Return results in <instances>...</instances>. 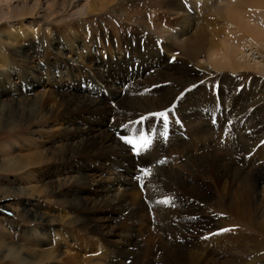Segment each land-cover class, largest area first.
I'll use <instances>...</instances> for the list:
<instances>
[{
	"label": "rangeland",
	"instance_id": "rangeland-1",
	"mask_svg": "<svg viewBox=\"0 0 264 264\" xmlns=\"http://www.w3.org/2000/svg\"><path fill=\"white\" fill-rule=\"evenodd\" d=\"M109 1L111 0H28L26 3L25 0H0V91L5 89L10 94L13 93L9 96L11 97L9 105L12 107L2 104L4 95L0 94V123L3 120L9 121L14 126L12 130H0V264H47L37 263L35 260L36 252L46 248L40 237L51 234L49 239H52L56 231L63 232L64 228L65 231L72 230V235L77 238L80 234L86 236L84 238L89 241L88 245L85 243L86 247L81 252L85 257V264H184L183 253L177 247V235L165 237L159 227V224L162 225L164 222L162 219H165V215L159 212L165 209L168 213L171 212L173 222L181 215L178 211L182 209L178 203L177 189L175 193L166 194L162 201L168 200L170 203H161L162 208L159 210L145 207L144 212L131 218L127 211L129 209L132 211L134 207L138 208L139 204L146 201L152 186L161 185L166 180V175L173 178L176 176L173 173L179 174L180 171V174L188 175L193 180V183L183 191L182 197L185 202L193 204L192 209H185V212L189 210L196 219H223L226 214L224 211L232 201V193L227 200L218 198L216 193L218 189L213 183L216 173L210 166L208 167L210 154L219 157L223 153H231L230 156L235 159L234 148L236 151L242 150L244 146L250 149L256 141L260 143V148L264 147L263 137L251 136L253 129L264 128V50L259 52L257 49L260 48H256L258 45L262 47L264 41L262 43L259 41L253 48L246 47V52L239 55L238 60L247 66L244 71L214 69L206 63L207 52L201 54L198 52L195 55L191 46L184 47L180 42L191 40L196 31L203 30L208 33L209 39L213 36L212 40L217 48L220 45L219 50L223 49V42L231 35L227 19L216 17L215 14L209 16L207 12L202 11V7H196L194 4L190 3L188 6L189 0ZM215 1L220 9L223 8L221 5L227 2ZM21 12L26 14L29 12V15L17 16ZM187 16L190 17L192 28L182 25ZM261 21L264 23V18ZM72 34L80 43L72 40L74 37ZM126 37L131 40L141 38L146 45L153 44L156 51L162 55L164 67L160 65L147 69V73L144 71L141 79L127 74L129 64L118 60L120 53L118 45H121V40ZM176 37L179 41L176 43L181 46L172 45ZM17 39L22 42L16 43ZM24 47L31 53L28 60L19 57L18 51ZM206 48L207 51L210 49ZM142 53L148 60V50H142ZM88 55L93 61L88 59ZM109 61L113 66L115 63L124 65L119 74L125 76H119V80L112 72L110 91L102 90V94L106 97L115 94L116 91L113 89L115 86L117 92H129L130 88V95H136L137 93L133 92L137 90L134 83L146 85L148 92L141 91L136 96L147 109V113L136 112L142 113V117L130 121L139 123L142 127L140 132L152 137V144L148 148L150 150L139 155L123 142L128 147V152H131L137 174L134 180L129 182L130 190L128 189L126 193L128 196L125 201L126 215L123 213L112 222L107 220L106 214H109V210L95 204L97 197L92 187L86 181L81 183L75 179L79 173L91 174L90 177L96 179L100 173L99 167L102 166L99 163H103V160L98 159L99 167L92 166L77 172H72L69 166L66 167L67 158L63 157V153L66 144L71 147V135L68 134L70 132L62 128L63 123L67 122L66 116L60 115V112L51 106L53 103L47 102L44 103L46 105L44 112L39 111L36 116L28 117L26 122L19 126L22 113L17 110L19 108L17 105L27 99L24 102H29L33 106L32 110L38 111L40 104L37 101L43 96L54 99L58 91L74 92L79 97L90 96L92 86L89 80L91 74L96 73L95 66L101 67ZM56 67H60L61 70L56 71ZM157 69L164 70V73L157 80L153 78L152 81H148L147 77L150 73L154 74ZM183 70H193L198 76L187 83L181 72ZM107 71L102 69L101 72L107 74ZM25 79H31L38 84L35 91L33 86L24 87L22 90ZM73 81L77 83L76 88L69 86ZM18 89L24 93V97L18 98L17 94H14ZM155 89L157 90L154 91ZM199 89H206L203 90V95L207 91L208 96L202 98L203 100L207 98L210 102H206L203 108L199 107L197 113L192 110L187 112L189 106H192L190 98L196 97L191 95ZM225 93L226 96L219 97ZM231 96L234 98L230 100ZM213 97L215 101L211 102ZM224 100L228 104L220 102ZM150 105L156 108L152 110ZM108 107L115 110L108 116L111 121L109 123L117 125L119 123L117 103L108 101ZM50 109L53 114L47 116ZM161 111H169L167 138L161 135L164 131L163 121L152 115ZM86 112L85 107H80L77 114L87 116L89 110ZM90 112L92 116L86 119L92 118L94 122L100 123L102 118L96 116L97 112L93 110ZM142 118L147 119L140 123ZM71 119L75 118L72 116ZM147 123H153V126L148 127ZM2 124L6 129L8 123ZM175 125L178 131L172 136L171 131ZM210 126L216 131L205 132V128L208 129ZM129 134L136 136L139 133ZM260 148L254 149V156L257 158L264 156V152H259ZM66 154L68 156L69 153ZM150 154L152 162L148 161ZM101 157L105 160L107 154L102 152ZM239 157L240 155L234 161L237 162L234 164L235 170H243L246 177L251 176V171L262 167L264 163V159H256L251 169V166L244 164L247 163V158L244 162ZM114 161H119V158ZM144 171H148L149 175L145 176ZM233 172L232 170L231 176ZM120 176L125 177V173ZM102 177L108 178L105 175ZM125 189L127 190L126 186ZM71 193L83 198L89 209L94 212V216L97 215L101 223L109 226L106 230L109 235H103L109 239V245L104 244L106 242L103 236L96 233L85 235L82 231L78 222L79 213L82 212L74 211L72 208L75 202L72 203ZM175 203L179 204V209L173 206ZM36 212L44 214V218H36L39 216ZM61 217H65L68 223L62 225L57 221ZM34 230L37 233H34ZM251 234L264 242V235L255 229ZM102 239L104 242L101 244L107 247L108 254L105 256L101 254L103 250L96 252L97 241ZM169 240L172 244H168ZM121 241L124 243L121 244ZM65 243L67 248L65 249L72 252L71 254L80 251L81 247L76 249V243L72 239L65 240ZM111 246L127 251L126 259H117ZM18 249L23 251L18 253ZM52 262L56 264L57 260Z\"/></svg>",
	"mask_w": 264,
	"mask_h": 264
},
{
	"label": "bare ground",
	"instance_id": "bare-ground-1",
	"mask_svg": "<svg viewBox=\"0 0 264 264\" xmlns=\"http://www.w3.org/2000/svg\"><path fill=\"white\" fill-rule=\"evenodd\" d=\"M25 1L26 3H28V0ZM190 3L192 5L194 4V6L196 7H202V11L207 12L209 16L215 14L216 17L227 19V26L229 29L228 31L231 32V35H229L230 37H228V39L223 42V49L220 50V45H218L217 48L216 44L213 42V36L209 39L208 33L203 30L199 32L196 31L191 40H183L180 43L183 44L184 47L191 46L195 52V55L198 52H200V54L207 52L208 60H206V63L208 64V66L210 65L214 69H222L223 71L229 69L230 71L235 72L244 71L247 66H245L246 64L238 60L239 55H242L246 52V47L253 48L257 43H259V41L261 43L262 41H264V23L261 21L262 18H264V0H227V2H225L226 4L221 5L223 6L222 9H220L219 4L215 0H189L188 6H190ZM26 5L27 4H25V6ZM18 15L21 17H25L26 15H29V12L28 14H26V12H21L18 13L17 16ZM9 18L11 19L12 17ZM189 18L190 17L187 16L184 22H182V25H185L186 28H192V23ZM161 22H159V24ZM72 36H74V34H72ZM176 39L177 37L175 38V42H173L172 45L177 44L175 46H181V44L176 43L179 42ZM72 40L80 43L76 36H74ZM132 41H134V43H132ZM245 41L250 45L245 46ZM20 42L22 41L17 39L16 43ZM121 42L122 44L118 45L120 50L118 60L120 59L121 62L129 64L128 70H126V72L128 71L127 74H132L134 77L136 76V78L141 79L144 71L147 73V69L149 70L154 66L160 67V65L164 67L162 55L160 52L156 51V47L153 44L146 45V43L143 42L141 38L131 40L127 37L124 40H121ZM134 44L136 45L134 46ZM206 47H210V49L207 51L208 48ZM262 47L264 48V43ZM262 47L258 45L256 48H260L257 50L261 52L262 50H264L262 49ZM80 48L82 47L80 46ZM142 50H148V60L145 59L146 55L142 53ZM18 53L19 57L23 59L28 60L31 58L30 51H28L25 47L21 48ZM88 59H91L90 55H88ZM91 60L93 61V59ZM94 62L96 63L97 60ZM102 62L104 63V61ZM121 67H124V65L115 63V65L113 66L110 61L108 64H102L101 67L95 66L94 71L96 73H92L89 80V83H91L92 87L90 96L88 97H79L74 92L71 93L68 91H58L57 94H55L54 99L44 96L41 97L40 100L37 101V103L40 104V110L38 111H36L35 109L32 110V104H30L29 102H24L27 100L24 99L20 105H17L19 107L17 108V110L21 111L22 113V117L18 125L20 126L24 124L28 117H33L32 115L36 116L39 111L44 112V110H46V105H44V103L47 102L50 104L53 103V105H51L53 109L56 108L60 112V115L66 116L67 122L63 123L62 128L64 130L68 129L67 132H70L68 133L69 136L71 135V147H68L66 144V148L63 153V157L66 156L67 158L66 167L69 166L70 168H72V172H77L78 170H84L88 167L97 166L98 159L100 161L103 160V163L100 162L99 165L102 164V166L104 167L97 166L100 168V175L98 174L96 179L91 178V174L87 173H84L83 175L79 173L76 175L75 179H77V181L81 183L86 181L88 185L92 187L97 197V200L94 201L95 204H97L100 208H107L109 210L108 213L111 217H108L109 214L106 215L107 220L111 222L114 221L117 216H122L123 213L124 215H126V213L129 212L128 214L131 218L134 216L137 217L142 211H145L144 209H149V207L159 210V208H162L161 203L159 202L166 197L167 193H175V189H177L178 193L176 195L178 203L180 204L182 209L181 211H178L181 213V215L179 214L180 217H177L173 222L170 217V211V213H168V211L165 209L164 211L159 212L160 214L163 213L165 215V219H162L164 220V222L161 223L162 225L159 224V227L165 237L177 235V247L183 253L182 256L184 264H264V242L258 237L256 238L251 234V231L255 229L256 231L264 235V163L262 164V167L259 165L260 167L255 168L253 171H251L252 175H249L247 177L243 174V170H235L236 165H234L237 163L234 161L238 158L239 155V158L241 160H244V162H246L247 158V163H243L248 164L249 167L251 166V169H253V161H256V159L263 160L264 156H258V158L257 156H254V149L256 150L261 147L258 141L253 142V146L250 149L244 146L242 147V150L239 151L238 149V151H236L234 148V152L236 154V156L234 155L235 159L230 156L231 153H223L219 157H213L212 154H210V156L208 155L211 159L208 167L210 166L211 169H213L216 173L215 180L213 182L215 183V185H213L218 189V191L216 192L218 194V198L221 200H227L228 196L231 195L230 193H232V201L229 202L230 205L225 209L224 212H226V214L224 215L223 219H196L194 218V214H191L189 210L185 212V209H192L193 204H188V201L186 203L182 195L184 189L191 185L193 183V180L188 175L186 176L185 174H180V171L179 174L173 173L176 175H174L175 177L173 178L169 175H166V180H164L163 183L161 182L162 184L159 186L154 183L155 185L152 186V190L150 192L148 191L149 195L146 198V201H143L141 204H139L140 207H134L132 211H130L129 209L126 212L127 205L125 204V201L128 198L126 193L130 190L129 187L131 186L129 182L134 180L137 172L134 170L131 152H128V147L123 143L121 138H119V135L130 136V132H135L138 134L142 130V127L139 123H131L132 121L130 120H133L137 117H142V113L140 114L136 112L141 111L145 114L147 113V109L143 107L142 102L137 100L138 97L136 95L141 91L148 92V87L146 85H136L135 82L134 84L137 90L133 92L137 94L130 95V88L128 89L129 92L125 91V94L123 91L117 92L114 86L113 89L116 91V93L110 94L111 96L107 95L106 97V95L102 94L101 91H110L109 84L112 81V72H114L116 77L125 76V74H119L121 71ZM58 69L61 70L60 67H56V71ZM102 69L108 70L107 74H103L101 72ZM181 72L182 75L185 76L184 80H187V83L188 81L192 82L193 80H195L194 78L198 76V73L193 70H183ZM163 73L164 70L157 69L155 70L154 74L150 73L147 79L148 81H152L153 78L157 80ZM118 79L120 80V77ZM35 83L32 82L31 79H25L21 88L23 90L24 87L28 88L33 86V90L35 91L36 86L38 85ZM69 86L76 88L77 83L73 81V83H71V85ZM156 90L157 89H155L154 91ZM203 90L206 89H199L197 91L195 90V92L191 95H196V97L190 98L189 102L192 103V106H189L187 112H190L192 110L197 113L199 112V107L203 108L206 102H210V100L207 101V98L203 100L202 96H208L207 91H205V95H203ZM0 94L4 95L2 104L4 106L9 105V99L11 98L9 96L13 93L10 94V92H7V90L4 89L3 91H0ZM14 94H17L18 98H22L25 96L20 89H18V92ZM226 95V93L220 94L219 97ZM214 97L216 99V94ZM214 97L212 98L211 102L215 101ZM231 98L234 97L231 96L230 100ZM108 101L109 103L110 101L116 102L118 106L117 108H119L117 114L119 115V123H117V125H112V123H109L111 121L110 119H108V116H110L112 112H115V110L111 109V107H108ZM220 102L222 104H228L225 100ZM80 107H85L87 112L89 110L88 113L86 112L89 116H82L81 114H77ZM150 107L152 110L156 108L151 105ZM51 109L47 113V116L49 114H53V109ZM92 110L97 112L98 115L96 116H100V118H102L100 123L99 121L94 122L92 118L91 120L86 119L87 117L92 116L90 112ZM73 111H75L76 114ZM71 112L73 113L69 114ZM43 115H46V113H43ZM72 116L75 119H71ZM83 119L85 120L82 121ZM2 123H8L6 129H4V124ZM2 123H0V130L14 129V126H12L11 122L3 120ZM147 124L148 127L153 126V123ZM209 130L212 132L216 131V129L211 128V126L208 129L205 128V132ZM177 131L178 128L175 125L173 127V130L171 131V135H176ZM237 131H239V129H237ZM255 135L256 137H263L264 139V128L258 127L256 129H253L251 136ZM149 150L150 149L143 150L140 154H142L144 151L148 152ZM67 152L69 153L68 156L66 154ZM102 152L107 154V159L104 160L101 157ZM259 152L263 153L264 147L260 148ZM249 155L252 156L250 157ZM151 156V154L148 155L149 162H152L153 158H151ZM116 158H119V161L115 162L114 160ZM35 161H38L39 163L41 162L37 159H35ZM194 161L195 158H193V162ZM144 163L145 161L143 162V164ZM232 170L234 172L231 176ZM122 173H125V177L120 176L122 175ZM102 174L108 176V178L104 179L102 177ZM109 177L111 180L109 179ZM108 180H110L111 182ZM123 180L124 182H121ZM238 182H240V184ZM174 185L176 186V188H174ZM125 186L127 187V190L125 189ZM115 193H117L116 196ZM71 194L70 195L73 198L72 203L75 202L72 205V208H74V211L82 212V214L79 213L80 216L78 218V222L82 227V231L85 233V235H89V233H96L101 236H103L104 234L109 235L106 231L109 226L101 223L100 220L97 219V215L94 216V212L89 209L87 202L84 201L83 198L79 197V195L73 193ZM178 203H175V205H173L177 209H179ZM36 214L39 215L36 216V218H44V214H40L39 212H36ZM57 221H59L62 225L68 223L65 217H61ZM65 229L66 228H64L63 232L56 231L53 234L52 239H49L51 234H45L40 237V239L45 242L46 248L36 252L37 255L35 257V260L38 261L37 263L47 262V264H53L52 261L57 260L56 264H85V257L81 254V252L86 247L85 243H87L88 245L89 241L84 238L86 236L80 234L79 238H77L76 236L72 235V230L65 231ZM225 229H229V231H224ZM34 233H37V231L34 230ZM185 236L187 238H184ZM196 237L197 240H195ZM67 239H72V241L76 243V249L81 247L79 248L80 251L78 250L77 252L75 251L76 253L74 252V254H71L72 252L70 253L68 250H66L67 248L65 240ZM103 239L106 242L104 244L108 243L109 245V239L105 237ZM103 239L97 241L96 252L103 250L101 254L105 256V254L107 255L108 253L107 247L101 244L102 242H104ZM131 241L134 242L133 239H131ZM121 242V244L124 243L123 241ZM168 244H172L171 240L168 241ZM110 248H112V252L116 254L115 257L117 259H126L125 255H127V251L124 252L121 248L114 246H111ZM22 251V249H18V253Z\"/></svg>",
	"mask_w": 264,
	"mask_h": 264
},
{
	"label": "snow or ice",
	"instance_id": "snow-or-ice-1",
	"mask_svg": "<svg viewBox=\"0 0 264 264\" xmlns=\"http://www.w3.org/2000/svg\"><path fill=\"white\" fill-rule=\"evenodd\" d=\"M169 111H161L152 114L156 119L163 121L164 131L161 133V135L164 136L165 138H167ZM143 119H147V118H142V121H140V123L143 122ZM121 140L125 144L131 146V148L135 151L137 155H139L141 151L147 150L152 144V138H150L143 132H140L136 136H121ZM144 175L145 176L149 175V172L144 171ZM159 203L168 204L170 203V201L164 200V201H160ZM224 231H229V229H225Z\"/></svg>",
	"mask_w": 264,
	"mask_h": 264
}]
</instances>
